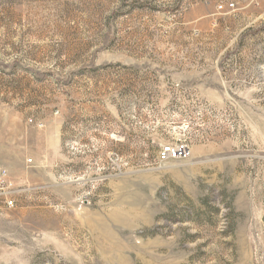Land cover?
I'll return each instance as SVG.
<instances>
[{"label":"rangeland","instance_id":"374dc122","mask_svg":"<svg viewBox=\"0 0 264 264\" xmlns=\"http://www.w3.org/2000/svg\"><path fill=\"white\" fill-rule=\"evenodd\" d=\"M250 1L0 0V264H264Z\"/></svg>","mask_w":264,"mask_h":264},{"label":"built area","instance_id":"2783aa9c","mask_svg":"<svg viewBox=\"0 0 264 264\" xmlns=\"http://www.w3.org/2000/svg\"><path fill=\"white\" fill-rule=\"evenodd\" d=\"M220 10H230L235 11V5L230 3L228 5H221ZM190 146L183 141H178L174 143H169L166 146L162 147L159 155V161L162 163L169 161H183L189 158L190 156ZM11 182L8 179L6 174L0 175V199L6 202L7 207L13 208L15 202L11 196H9V188Z\"/></svg>","mask_w":264,"mask_h":264},{"label":"crops","instance_id":"0c3cea01","mask_svg":"<svg viewBox=\"0 0 264 264\" xmlns=\"http://www.w3.org/2000/svg\"><path fill=\"white\" fill-rule=\"evenodd\" d=\"M251 4L249 7H253L255 9H263L264 5L262 4L263 0H251Z\"/></svg>","mask_w":264,"mask_h":264}]
</instances>
